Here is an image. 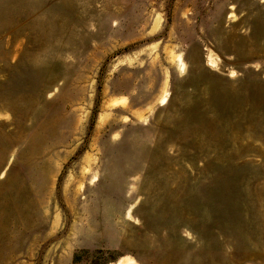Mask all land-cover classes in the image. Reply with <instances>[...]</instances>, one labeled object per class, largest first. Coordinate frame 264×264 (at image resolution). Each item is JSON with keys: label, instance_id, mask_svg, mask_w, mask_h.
I'll use <instances>...</instances> for the list:
<instances>
[{"label": "rangeland", "instance_id": "374dc122", "mask_svg": "<svg viewBox=\"0 0 264 264\" xmlns=\"http://www.w3.org/2000/svg\"><path fill=\"white\" fill-rule=\"evenodd\" d=\"M264 264V0H0V264Z\"/></svg>", "mask_w": 264, "mask_h": 264}, {"label": "bare ground", "instance_id": "6f19581e", "mask_svg": "<svg viewBox=\"0 0 264 264\" xmlns=\"http://www.w3.org/2000/svg\"><path fill=\"white\" fill-rule=\"evenodd\" d=\"M114 264H139V262L131 256H125V257L120 258Z\"/></svg>", "mask_w": 264, "mask_h": 264}]
</instances>
